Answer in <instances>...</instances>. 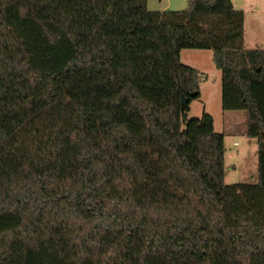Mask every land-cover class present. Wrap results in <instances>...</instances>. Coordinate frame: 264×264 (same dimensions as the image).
I'll list each match as a JSON object with an SVG mask.
<instances>
[{
	"label": "trees",
	"instance_id": "obj_1",
	"mask_svg": "<svg viewBox=\"0 0 264 264\" xmlns=\"http://www.w3.org/2000/svg\"><path fill=\"white\" fill-rule=\"evenodd\" d=\"M184 49L246 112L256 184L226 185L223 135L187 118ZM0 264H264V50L231 0H0Z\"/></svg>",
	"mask_w": 264,
	"mask_h": 264
},
{
	"label": "rangeland",
	"instance_id": "obj_2",
	"mask_svg": "<svg viewBox=\"0 0 264 264\" xmlns=\"http://www.w3.org/2000/svg\"><path fill=\"white\" fill-rule=\"evenodd\" d=\"M190 0H147L152 12L182 11ZM244 15V46L264 50V0H231ZM180 62L196 70L203 80L199 95L189 103L188 119L211 117L214 132L223 135L224 183L228 186L257 183V141L246 134L247 119L243 110L221 108V72L205 49H184Z\"/></svg>",
	"mask_w": 264,
	"mask_h": 264
},
{
	"label": "water",
	"instance_id": "obj_3",
	"mask_svg": "<svg viewBox=\"0 0 264 264\" xmlns=\"http://www.w3.org/2000/svg\"><path fill=\"white\" fill-rule=\"evenodd\" d=\"M194 96H195V94H192L191 95V97H194ZM187 102H188V99L185 98V97H183V96H181V103H182V105L186 106L187 105Z\"/></svg>",
	"mask_w": 264,
	"mask_h": 264
},
{
	"label": "built area",
	"instance_id": "obj_4",
	"mask_svg": "<svg viewBox=\"0 0 264 264\" xmlns=\"http://www.w3.org/2000/svg\"><path fill=\"white\" fill-rule=\"evenodd\" d=\"M200 80H203V78L201 77Z\"/></svg>",
	"mask_w": 264,
	"mask_h": 264
}]
</instances>
